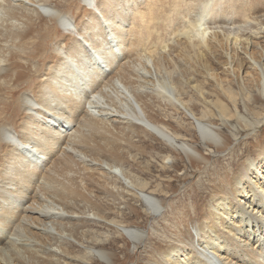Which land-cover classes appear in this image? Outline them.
Here are the masks:
<instances>
[{
  "label": "bare ground",
  "instance_id": "1",
  "mask_svg": "<svg viewBox=\"0 0 264 264\" xmlns=\"http://www.w3.org/2000/svg\"><path fill=\"white\" fill-rule=\"evenodd\" d=\"M81 1L74 15L58 6L62 0H0V114L10 104L5 91L17 95L10 118L0 122V264L120 261L106 246L116 239L92 225L111 228L123 214L116 209L117 181L133 189L138 183L122 168V145H133L128 124L170 146L167 159H176L180 152L188 160L194 158L197 169L208 162L193 144L177 141L163 123L149 118L144 109L149 96L130 68L143 59L144 73L153 70L157 77V89L183 105L170 78L159 74L165 66L159 70L158 61L193 40L209 49L217 37L227 40L230 32L224 29L219 36L203 27L207 13L190 22L195 28L190 41L141 57L136 18L147 21L146 0ZM259 18L264 19V12L244 24L257 20L258 25ZM59 28L64 33L58 36ZM257 38L247 55L252 70L244 68L241 79L257 80L264 92V53L259 48L264 46V32ZM188 115L202 140L218 151L231 147L217 125ZM211 185L192 230L178 229L147 264H264V142L246 152L235 171L222 170ZM138 195L153 214L162 212V198L144 190ZM128 203L122 201L130 210ZM114 232L126 246L146 236L139 227L120 225Z\"/></svg>",
  "mask_w": 264,
  "mask_h": 264
},
{
  "label": "rangeland",
  "instance_id": "2",
  "mask_svg": "<svg viewBox=\"0 0 264 264\" xmlns=\"http://www.w3.org/2000/svg\"><path fill=\"white\" fill-rule=\"evenodd\" d=\"M62 1V3L58 2L61 5L57 3L58 6L69 10L74 15L82 6L81 0ZM146 2L147 7L150 8L147 21L143 22L141 18H136V34L141 44L143 42L139 51L141 57L146 56L148 52L164 51V47L167 51L171 44L183 43L186 38L190 41L191 32L195 29L190 25L193 19L204 18L207 13L206 21L203 20V27L206 26L207 29L211 28V31L219 32V36L224 29L230 33L227 40L226 37L222 38L223 35L217 37L218 42L214 40L217 46L213 41L212 51L210 47L207 48L206 44H199L193 40L186 43L188 45H184V50L187 52L181 49L179 55L178 50H173L164 59L158 61L159 70L163 64L165 66L161 68V73L158 71L159 74L164 79L167 76V80L170 78V83L176 86L177 99L184 101L183 105H179L174 100L169 101L167 95L163 94L159 88L157 89L155 86L157 77L151 70L152 68L150 69L152 73H144L143 59L131 64L130 69L138 76L137 82L142 84L143 91L150 99V102L146 99V103L150 104H145L147 106L144 107V109L147 107L146 112L149 110L147 113L151 115L149 118L156 123L161 122L158 124L163 123L177 137V141H187L193 144L208 158V162L197 169L193 166L195 159L188 160L180 152H177L179 155L177 160L167 159L172 155V148L170 146L168 148L162 139L142 127L127 125L133 131L130 129V132L128 131L133 145H122L125 151L122 168H125L124 170H127L130 176H134L139 186L135 183V189L128 188L117 181L114 187L116 209L123 210V214L117 215L111 228H99L92 225L93 228H98L116 239L115 244L112 242L106 244L118 254V257H121L116 264H147V260L158 254L160 248L167 246L170 238L178 229L190 228L192 230L193 223L200 217V208L208 201L212 189L211 181L217 178L222 170L229 173L235 171L243 155L246 152H252L255 147L264 142V92L257 80L253 79L247 83L241 79L243 69L250 70L252 67L248 57V52L254 46L252 43L258 41L257 37L264 32V19L259 18V22H262H258V25H256L257 20L252 25H245L244 22L249 20L253 22L254 17L264 12V0H146ZM62 33L64 31L59 28L58 36ZM235 39L236 43H234ZM245 43L248 49L244 46ZM263 47L259 46L262 53H264ZM170 55L172 56L169 57ZM165 59L171 63L174 62L167 67L168 61ZM140 60L143 62L140 63ZM164 68L171 73L163 72ZM159 91L162 94L158 93ZM15 94L10 97L8 90L5 91L10 104L8 109H3L6 111H1L0 122L5 118H10L14 99L17 96ZM2 106L0 105V110ZM188 113L193 118L217 125L218 132L225 138L223 141L227 140L228 143H232L231 147L218 151L213 144L202 140ZM246 120L249 123L248 121L245 123ZM251 124L256 125L252 127ZM140 190L164 200L165 205L161 213L153 214L146 202L138 197ZM120 200L130 202L128 204L135 211L128 210ZM103 204L106 205L107 202ZM120 225L142 228L146 236L141 243L132 242L126 246L123 244L122 237L114 232ZM90 264L104 263L93 259Z\"/></svg>",
  "mask_w": 264,
  "mask_h": 264
}]
</instances>
